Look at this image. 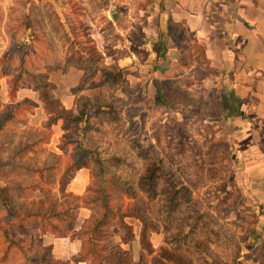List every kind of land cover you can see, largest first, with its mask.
Here are the masks:
<instances>
[{
  "label": "rangeland",
  "instance_id": "374dc122",
  "mask_svg": "<svg viewBox=\"0 0 264 264\" xmlns=\"http://www.w3.org/2000/svg\"><path fill=\"white\" fill-rule=\"evenodd\" d=\"M161 3L0 0V188L8 187L20 215L31 210L51 213L74 205H84L91 214H99L97 203L88 201L97 184L92 175L93 165L90 182L82 195L73 196L61 190L60 174L79 146L92 148L97 141L100 150L121 152L128 148L129 139L137 138L140 144L153 145L155 165L160 167L156 172L155 199L143 197V208L162 240L151 248V233L148 234L144 245L149 250L139 241V262L178 264L176 256L190 264H249L245 260L253 255L255 247L248 238L257 235V213L250 205L253 199L240 196L244 183L231 179L233 163L228 135L218 132L221 120L214 95L203 93L199 83V77L206 72L200 68L203 60L199 47L191 33L179 26L171 37L161 33V25L166 30V16H160ZM97 52L102 54V60L95 55ZM81 62L87 66V75L98 63V71L88 82L99 85L82 94L91 98L102 95L114 102L123 118L119 125L122 136H115L113 127L101 118L92 121L102 131L88 133L85 138L83 133L75 132L73 125L66 132L53 128L47 124L46 111L36 107L39 104L28 91L30 75L26 71L49 74L65 102V94L77 77L76 69L70 66L77 67ZM115 64L119 69L111 71L116 74V81L104 69ZM16 76L24 86L13 99L7 85ZM156 82L161 86L160 102H155ZM206 97L213 100L206 102ZM66 135L74 142L64 149L58 148ZM140 161L137 177L144 172ZM31 168L41 169L33 172ZM105 172L112 174L115 167L105 165ZM167 180L177 188H185L184 197L174 201L170 208L164 199V191L170 189ZM108 190L111 209L133 205L134 200L120 191L110 187ZM20 215L11 216L0 206V254L6 257L8 252H15L17 264H74L70 258H53L43 234H51L53 224L70 233L80 223L77 215L72 221L60 220V215ZM115 221V217L110 218L108 237L103 243H119L120 231ZM125 221L132 229L139 226L140 230V221ZM182 232L188 235L183 237ZM165 249L174 258L164 256ZM19 255L23 260L19 261Z\"/></svg>",
  "mask_w": 264,
  "mask_h": 264
},
{
  "label": "crops",
  "instance_id": "0c3cea01",
  "mask_svg": "<svg viewBox=\"0 0 264 264\" xmlns=\"http://www.w3.org/2000/svg\"><path fill=\"white\" fill-rule=\"evenodd\" d=\"M161 1L160 16H166V30L161 25V33L171 37L179 26L183 31L191 33L193 41L202 47L203 53L200 57L203 65L200 68H205L206 72L199 77L200 87L207 96L213 94L216 101L224 104L223 107L217 105V116L221 120V129L218 132L228 135L233 163L231 179L244 183L239 195L253 199L250 205L252 211L257 213V222L254 225L257 235L248 238L252 240L251 245L253 244L255 251L245 261L249 264H264V0ZM118 65L120 66L119 63ZM70 67L76 69L77 77L70 85L69 93L65 94V102L56 92V86L54 89L68 109L75 106V96L71 93V88L81 78V69ZM48 77L53 82L49 74ZM22 86L18 88L13 99L18 97ZM28 91L35 95L36 103L39 104L36 107L44 111L37 93L30 87ZM61 123L58 120L51 127L61 129ZM90 179V167H81L62 190L73 196L82 195L87 190ZM76 210L75 217L77 215L80 223L75 229L98 215V211L91 214L90 209L84 205L78 206ZM82 210L86 213L81 212ZM133 232L135 240L132 242L123 244L119 238L118 241L131 255V259L139 262L142 256L139 226ZM159 235L158 232L151 233L153 247L161 243ZM43 237H47L50 253L55 259H69L82 250L80 239L71 240L67 236H56L53 233H45ZM16 257L15 252H8L6 257L0 254V264H17ZM23 258L20 257L19 261Z\"/></svg>",
  "mask_w": 264,
  "mask_h": 264
},
{
  "label": "trees",
  "instance_id": "16d2710c",
  "mask_svg": "<svg viewBox=\"0 0 264 264\" xmlns=\"http://www.w3.org/2000/svg\"><path fill=\"white\" fill-rule=\"evenodd\" d=\"M198 47L199 55H202V47L200 45H198ZM95 55L99 60H102V54L100 52L95 53ZM84 59L85 58H83V60ZM82 62L81 64H76L78 68L83 70V74L81 75L79 83L71 88V93L75 96V106L70 109L66 108L60 101L59 97L55 94V85L49 80L48 74L31 73L26 71L30 75V80L28 81L29 87L37 93L38 99L43 104L47 113V124L52 125L58 120H61V128L65 132L73 125L75 127V132L79 131L83 133V138H85L88 133L102 131L97 123L92 121L93 118H101L113 127L115 130V136H122L119 130V125L123 123V118L117 110L114 102L102 95H97L91 98L82 94V91L86 89L99 86L98 84L88 82L89 77L98 71V68L96 67L98 63H96L94 68L89 70V74L87 75L85 72L87 66L83 65ZM104 69L107 75L116 81L117 76L111 70H118V66L115 64L113 66L104 67ZM22 83V80L18 76L9 81L8 90L10 96H15L16 91ZM155 86L157 88L155 102H160V94L158 91L161 89V86L157 82L155 83ZM102 97L105 99H102ZM205 99L206 102L208 100H213L209 97H206ZM216 104L221 107L224 106L222 101H216ZM73 142L72 139L67 138L66 135V140H63L58 147L64 149ZM95 143L97 145L92 148L87 146L78 147L79 151L77 154L63 168L59 181L60 189L62 190L71 177H73L77 169L81 167H91L92 164V175L95 177L97 184L92 187L95 194L89 198L88 201L97 203L100 210L99 214L86 221L80 228L72 229L68 234L57 224H53L49 232L56 236H67L71 240H82V250L70 258L71 262L74 264H77L78 262L84 264L94 262L97 264H141L140 262H134L129 258L127 256V251L120 246V243L125 244L135 240L133 229L131 225L125 221V218H135L140 221L141 227L139 230V241L142 243L145 250H149V246L144 245L145 241H147L146 236L152 232H158L157 228H154L150 225V222H148V213L143 208V206L146 205L145 198L150 200L155 199V188L158 184L156 172L160 170V167L155 165L154 147L152 144H140L137 138H131L127 141V149H124L121 152L111 150L107 153V151L100 150L97 141ZM133 152H135L134 156L132 155ZM140 159L141 167H144L145 173H140L139 177H137ZM105 165L114 166L115 172L112 174H106ZM24 167L27 168L28 166L25 165ZM40 169L41 168H31V171L36 172L40 171ZM166 184L170 189L164 191V199L167 206L170 208L173 206L174 201L184 197L183 192H185V188L184 186L177 188L168 180ZM108 187L116 189L128 198L133 199V205L120 210L111 209ZM0 206L5 209L9 215L19 217L20 213L13 203L7 186L0 188ZM76 208L77 206L75 205L68 206L61 210H54L51 213H45L41 210H31L22 213L20 217L32 216L41 218L45 216L46 218H49L60 215V220L72 221L75 219L74 211ZM112 217H115V226L120 231V243L118 244L103 243L108 237L106 228ZM189 217L192 218L190 215ZM197 217L200 218L201 214ZM182 234V236L185 237L188 235V232H182ZM215 239L217 242L220 241L218 238ZM150 247L152 248L151 244ZM163 255L167 258H174L173 254L166 249L163 250ZM174 259L178 264H190L189 261L185 259L180 260L179 258H176V256Z\"/></svg>",
  "mask_w": 264,
  "mask_h": 264
}]
</instances>
